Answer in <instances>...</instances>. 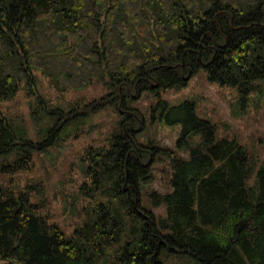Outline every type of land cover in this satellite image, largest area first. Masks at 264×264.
<instances>
[{
    "label": "trees",
    "instance_id": "16d2710c",
    "mask_svg": "<svg viewBox=\"0 0 264 264\" xmlns=\"http://www.w3.org/2000/svg\"><path fill=\"white\" fill-rule=\"evenodd\" d=\"M200 70L244 100L264 94V0H0V100L32 92L35 71L59 93L94 80L123 97L150 92L153 112L181 124L176 146L187 153L140 143L143 117L123 99L118 128L81 156L88 205L71 232L38 213L35 185L0 187V264H264V163L254 172L243 146L217 140L193 102L170 107L160 97ZM114 98L55 108L39 140L0 113V173L12 184L34 153L75 137L65 125ZM192 134L202 148L190 146ZM161 156L170 189L147 194Z\"/></svg>",
    "mask_w": 264,
    "mask_h": 264
},
{
    "label": "rangeland",
    "instance_id": "374dc122",
    "mask_svg": "<svg viewBox=\"0 0 264 264\" xmlns=\"http://www.w3.org/2000/svg\"><path fill=\"white\" fill-rule=\"evenodd\" d=\"M98 39L100 37H97V41ZM100 44L101 41L98 46ZM32 74L35 76L32 92L22 88L12 99L0 100V113L14 124L21 123L33 140H39L42 128H50L53 118L50 111L55 108L63 112L75 103H88L108 93L115 95L114 100L102 111L83 122L76 120L65 125L63 128H78L71 131L75 137L70 136L54 147L34 153L31 169L12 176V184L10 175L0 173L2 188L12 186L14 191H19L23 186L35 185L30 202L39 207L38 213L49 223L56 224L63 231L71 232L81 223L82 208L88 205L78 194V186L85 179L81 156L89 148L103 145L106 136L118 128L127 113L122 105L123 99L128 109L139 112L143 117L144 126L138 138L140 143L174 150L181 157H187V153L176 146L181 124H169L163 115L160 116L159 110L153 112L157 95L144 92L137 98H134L135 94L128 93L124 97L119 96L115 94L113 87L104 86L98 80L85 88L59 93L40 72ZM159 93L170 107L185 101L193 102L195 115L214 126L217 140L236 139L243 146L251 159L254 172L264 163V94H252L244 100L236 87L209 81L203 70L191 77L185 87L160 90ZM188 142L191 147L202 148L198 134L190 135ZM170 173L169 161L164 156L158 157L152 167V179L144 184L147 194L151 191L168 192ZM146 205L151 208L147 203ZM155 211L162 213L161 209Z\"/></svg>",
    "mask_w": 264,
    "mask_h": 264
},
{
    "label": "water",
    "instance_id": "95a60500",
    "mask_svg": "<svg viewBox=\"0 0 264 264\" xmlns=\"http://www.w3.org/2000/svg\"><path fill=\"white\" fill-rule=\"evenodd\" d=\"M99 38V37H98ZM100 40L98 39V42H99Z\"/></svg>",
    "mask_w": 264,
    "mask_h": 264
},
{
    "label": "bare ground",
    "instance_id": "6f19581e",
    "mask_svg": "<svg viewBox=\"0 0 264 264\" xmlns=\"http://www.w3.org/2000/svg\"><path fill=\"white\" fill-rule=\"evenodd\" d=\"M99 37V36H98Z\"/></svg>",
    "mask_w": 264,
    "mask_h": 264
}]
</instances>
